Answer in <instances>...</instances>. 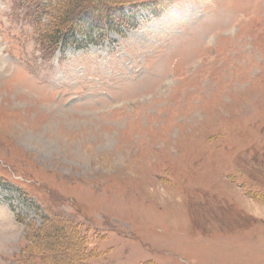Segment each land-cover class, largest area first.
<instances>
[{
  "label": "rangeland",
  "instance_id": "1",
  "mask_svg": "<svg viewBox=\"0 0 264 264\" xmlns=\"http://www.w3.org/2000/svg\"><path fill=\"white\" fill-rule=\"evenodd\" d=\"M107 1L0 0V264H264V0Z\"/></svg>",
  "mask_w": 264,
  "mask_h": 264
},
{
  "label": "trees",
  "instance_id": "2",
  "mask_svg": "<svg viewBox=\"0 0 264 264\" xmlns=\"http://www.w3.org/2000/svg\"><path fill=\"white\" fill-rule=\"evenodd\" d=\"M52 1L54 2L55 0H28V4L35 6L36 13L38 14L37 28H39L40 32L39 40L43 44H46L44 49L47 51L48 55L55 52L61 42L67 41V43H69L68 36L79 26V24L84 22L89 23L91 25L90 28L87 27V29L86 25L85 27L83 26V28H81V33L90 34L91 32L89 30L93 27H105L102 25H107L109 16H112L114 13L121 14L120 17L122 19L119 23L116 22V27H118V24H124L126 19V14L123 10L125 4L122 2L121 4L111 5V3H107V0H56V4L54 3L55 5H53ZM161 2L162 1H158L156 3L160 5ZM99 3H101L100 5L105 6V8L97 7ZM131 4L136 6L135 2ZM169 4L170 3H167L166 5ZM95 10H97V12L99 11L100 14L96 13ZM89 15H93V18ZM43 16L48 18L45 23H42ZM69 226L73 229L71 230L67 228L66 233H73V235L74 233H80L79 230H76L74 224ZM82 236L83 237H81L80 240L81 243H84L85 237L84 235ZM43 238L45 239L43 243L45 247H47L49 240L51 239L49 232H45ZM79 248L80 247L77 246L76 252H80ZM74 255L75 254L73 253V258ZM68 264H79V262H71Z\"/></svg>",
  "mask_w": 264,
  "mask_h": 264
}]
</instances>
